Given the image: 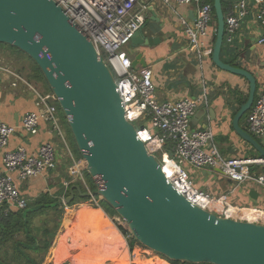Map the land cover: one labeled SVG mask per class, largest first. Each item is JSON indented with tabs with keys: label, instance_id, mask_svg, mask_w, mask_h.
<instances>
[{
	"label": "water",
	"instance_id": "water-1",
	"mask_svg": "<svg viewBox=\"0 0 264 264\" xmlns=\"http://www.w3.org/2000/svg\"><path fill=\"white\" fill-rule=\"evenodd\" d=\"M149 10L155 15L152 6ZM214 11L217 34L212 61L249 83L233 128L264 158V146L240 124L254 104L257 79L245 68L222 60L226 26L222 0H214ZM145 26L131 38L134 51L159 41L145 34ZM0 43L18 48L39 66L95 182L93 193L125 220L138 242L171 260L264 264V225L218 217L178 192L156 156L138 139L135 125L126 119L115 77L104 57L55 0H0ZM140 66L148 67L142 52L132 60L133 69ZM75 191L84 198L91 196L74 185L68 203L76 198ZM43 206L47 205L26 209L25 218Z\"/></svg>",
	"mask_w": 264,
	"mask_h": 264
},
{
	"label": "built area",
	"instance_id": "built-area-1",
	"mask_svg": "<svg viewBox=\"0 0 264 264\" xmlns=\"http://www.w3.org/2000/svg\"><path fill=\"white\" fill-rule=\"evenodd\" d=\"M55 1L89 37L99 55L104 57L115 77L126 119L135 125L138 139L145 144L149 153L156 156L166 178L178 192L194 205L218 217L264 225V206L236 204L230 200L229 193L215 195L195 186L190 174L191 167L218 168L237 184L255 181L264 189V173L255 176L252 169L254 165H264V158L225 157L214 143L211 127H192V118L199 102L207 101L206 91L200 98L160 101L156 94L153 69L141 66L132 68L133 58L128 46L135 32L146 23L147 6L137 10L139 0ZM162 1L166 5L196 6L195 20L182 16L180 21L190 50L203 64L212 56L217 34L214 0ZM251 6L257 9V20L264 31V0H240L230 7L226 15L225 43L233 42ZM259 44H264V35L259 39ZM0 70L8 69L0 64ZM33 90L36 110L26 112L18 125L0 121V221L15 210L28 207L30 200L22 193V183L59 168L58 149L52 141L42 143L36 151H30L23 144L11 148V139L18 129L37 134L41 125L47 123L72 154L61 123L56 94L52 91L41 92L36 88ZM246 121L247 129L253 136L264 138V90L257 91ZM136 122H139V126H136ZM84 169H87L84 160L74 159L69 172L75 181L84 182ZM70 184L69 181L64 182L66 190ZM88 191L93 204L101 207L100 197L89 187ZM66 197V194L62 195L61 200L65 202Z\"/></svg>",
	"mask_w": 264,
	"mask_h": 264
},
{
	"label": "crops",
	"instance_id": "crops-1",
	"mask_svg": "<svg viewBox=\"0 0 264 264\" xmlns=\"http://www.w3.org/2000/svg\"><path fill=\"white\" fill-rule=\"evenodd\" d=\"M238 1L240 0H222L225 16L230 7ZM144 6H147L144 32L147 36L158 38L159 41L153 46L141 47L136 51L129 45L128 52L132 58L136 53L142 52L148 67L153 69L158 99L175 101L186 97L200 98L206 91L207 101L199 102L192 118V127L198 129L211 127L214 132V143L225 157H260L254 147L237 134L232 125L234 115L241 105V98L248 94V81L242 76L217 67L212 61V56L200 64L190 50L189 40L181 25L180 17L195 20L196 6L166 5L162 0H139L136 9ZM151 6L155 15L149 10ZM257 13V9L251 6L249 15L242 21L233 42L230 44L224 42L221 57L225 62L243 67L254 74L258 90H264V44H259L264 31L257 20ZM0 64L8 69L0 70V121L18 125L26 112L36 110L33 90L36 87L32 84V80L18 69L5 63L0 62ZM41 92L50 91L46 89ZM240 124L248 130L246 117L241 119ZM255 138L264 146V138ZM58 140V134L52 132L47 123L41 125L37 134L24 133L18 129L11 139V148L23 144L30 151H36L47 141L57 145L58 170L45 173L20 185L22 193L30 201L39 198L43 193L56 197L63 187L67 196L68 189L66 190L64 186L66 181L71 182L72 186L80 185L78 183L80 180L75 181V177L69 172L75 157L69 153L67 146L61 147ZM252 169L255 176L264 173V165H254ZM190 174L195 185L207 192L215 195L229 193L230 200L240 205L264 206V189L255 181L237 184L222 174L218 168L191 167ZM84 177V182H81L80 186L86 188L89 185L85 169ZM252 191L257 194L255 195L254 192L253 196L250 195ZM94 207L84 202L75 213L66 214L63 220L64 233L57 238L49 258L43 264H63L68 260L72 264H95L104 258L119 256L122 245L125 246L120 230L104 208L95 205ZM18 240L26 241L25 235L17 234L8 242H1L0 239V264H15L11 254H18L15 246ZM72 242L87 247L80 258L74 253ZM136 244L133 247L129 244L131 251ZM24 251L29 255L34 253V257L33 254L31 256L36 257V252L29 249ZM149 262L146 257L138 256L135 264H149Z\"/></svg>",
	"mask_w": 264,
	"mask_h": 264
},
{
	"label": "trees",
	"instance_id": "trees-1",
	"mask_svg": "<svg viewBox=\"0 0 264 264\" xmlns=\"http://www.w3.org/2000/svg\"><path fill=\"white\" fill-rule=\"evenodd\" d=\"M215 38H216V36L214 37V42H215ZM2 47H8L11 49L19 50L18 48L13 47L11 45L0 43V48H2ZM19 51H21V50H19ZM35 66H36V68H35L36 74L34 77L37 78L39 81H43L45 83L47 91H52L50 86L48 85L41 69L39 68V66L36 63H35ZM246 98H247V95H245L241 98V100H240L241 104L243 102H245ZM58 107H59L62 126H63L66 133L68 130V133L66 136V141H67L75 159L77 161H82L83 157H82V155H81V153L77 147L74 136L70 130L68 122L65 118L64 113L61 110L59 103H58ZM246 115L244 117H246ZM85 176H86L88 185L90 186V189L93 192H95L97 189L95 182H94L93 178L90 176V174L88 173L87 169H85ZM78 183L80 185H82L81 181H79ZM71 186L72 185H70V187L68 188V190L66 192L68 197L70 195ZM81 187H82L83 191H87L86 188H84L83 186H81ZM64 194H65L64 187L60 190V192L58 193V195L56 197L50 196L49 193H43L39 198H37L33 201H30L28 204V207L26 209H30L32 207H36L39 205H47V206H43L42 208H40L38 210H34V211L32 210V211L28 212L26 218L24 216V211L26 209L25 210H15L9 215L8 218L0 221V236H1L0 239H1V242H4V241L8 242L11 239H14L17 234L23 233L25 235L26 241L22 242V241L18 240L16 245H15L17 253L24 258L25 264H41L42 261H38L36 258H33L31 255L25 253L24 249H29V250H32L36 253L45 254L49 250V248L51 247L53 240H54L56 234L58 233V230H59L61 223H62V217H63L64 211L63 210L61 211L59 209V207H60V202H61L60 198ZM89 199H90V196L84 198V197H81L79 195V193H76V198L74 200H72L70 203H68L69 204L68 206H71L77 202L88 201ZM99 201H100L101 207L104 208V210L110 216L118 215L116 213V211L107 202H105L103 199H100ZM64 209L68 210L69 207L64 208ZM48 211H55L56 213H60L59 214L60 220H59L58 224L55 226V228L49 227V225L46 221L47 219H45L40 226L34 225V223H33L34 218L38 215H41V214L43 215L45 212H48ZM44 215H46V214H44ZM120 229L125 235L131 236L130 245L133 247V245L135 243H137L138 241L133 237L131 231L128 228H124L122 226H120ZM71 244L73 245L72 249H73L74 253L79 258L84 254V252L87 249V247L84 245H77L73 242ZM122 247L123 248H121V252H120L119 256L104 258L95 264H123V263H120L118 261L117 262H115V261L107 262L109 260H121L122 262L126 261V264H128L127 263L128 262L127 250L125 252H123L124 251L123 249L125 248V246L122 245ZM161 256L165 260L159 259L156 261L157 264H204V263H190V262H185V261L171 260V259H169L163 255H161ZM19 264H22V263H19ZM149 264H152L151 261L149 262Z\"/></svg>",
	"mask_w": 264,
	"mask_h": 264
},
{
	"label": "rangeland",
	"instance_id": "rangeland-1",
	"mask_svg": "<svg viewBox=\"0 0 264 264\" xmlns=\"http://www.w3.org/2000/svg\"><path fill=\"white\" fill-rule=\"evenodd\" d=\"M138 9L139 8H137V10ZM11 52H13V53H11ZM0 62L2 64H4V63L6 65L8 64V65L12 66L13 68L18 69V71H20L26 77L28 76L32 80V84L34 85V87H36V89H38L40 91L46 90L45 83L43 81H39L37 78L34 77L36 74L35 73L36 66H35L34 61L27 54H25L19 50H16V49H10L8 47H5L3 49L0 48ZM58 111H59V107H58ZM59 114H60V112H59ZM136 126H139V122H136ZM64 133H65V136H67L68 130H67V133L64 130ZM58 138H59L58 141L60 143V146L65 148L64 142L61 140V138L59 136H58ZM158 156H159V154H158ZM88 187L89 186L86 187L87 191H88ZM84 202H86L87 205H89L90 207H94V205H91L93 202L90 199L88 201H81V202L75 203L71 206H68L69 204H68L67 197L65 199V202L61 200L59 209L61 211L63 210L64 212H63L62 223H61V226L59 228V231H58L57 235L55 236L53 243H52L51 247L49 248V250L45 254L37 253L38 255L36 254V257H35L38 261H43V262H41L42 264L44 262H46V259L49 258L51 248H52V246H54L57 238L62 233H64L63 220H64L66 214L68 212H71V213L74 212L75 213L80 208V204H82ZM68 207H69L68 210L64 209V208H68ZM96 208H98V207H96ZM44 214H46V215H44ZM44 214L38 215L34 218V221H33L34 225L40 226L43 223V221L45 219H47L46 221H47L49 227L55 228V226L58 224V222L60 220V215H59L60 213H56L55 211H48V212H45ZM110 217L113 220V222L116 224L117 228L120 230L122 235L124 236L125 248L123 249L124 250L123 252H125L127 249V253H128V258H127L128 262L127 263L128 264H135L138 256L146 257L148 260L151 261L152 264H157L156 261L159 259L165 260L164 258H162V256L160 254H158V253L154 252L153 250L149 249L148 247L142 245L140 242H137L134 249L131 251L130 247H129L131 236L125 235L120 229V226L127 228L126 223H124L123 219H120L119 215H114V216H110ZM32 252H34V251H32ZM30 254L31 255L33 254L32 256L34 257V253H30ZM11 259H13V261H15V264L25 263V260H23V257L20 256L19 254H14V255L11 254ZM113 261H115V262L118 261L120 263L126 264V261L122 262L121 260H109L107 262H113ZM68 262H70V261L69 260L65 261L63 264H66Z\"/></svg>",
	"mask_w": 264,
	"mask_h": 264
},
{
	"label": "bare ground",
	"instance_id": "bare-ground-1",
	"mask_svg": "<svg viewBox=\"0 0 264 264\" xmlns=\"http://www.w3.org/2000/svg\"><path fill=\"white\" fill-rule=\"evenodd\" d=\"M121 235H122V233H121ZM123 236V235H122ZM123 239H124V236H123ZM138 264V263H137ZM140 264V263H139Z\"/></svg>",
	"mask_w": 264,
	"mask_h": 264
}]
</instances>
